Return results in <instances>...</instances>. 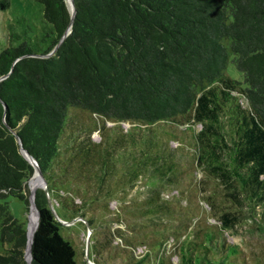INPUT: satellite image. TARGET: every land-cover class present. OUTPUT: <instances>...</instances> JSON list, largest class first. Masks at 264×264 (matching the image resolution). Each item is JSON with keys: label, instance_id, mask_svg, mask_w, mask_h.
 <instances>
[{"label": "trees", "instance_id": "16d2710c", "mask_svg": "<svg viewBox=\"0 0 264 264\" xmlns=\"http://www.w3.org/2000/svg\"><path fill=\"white\" fill-rule=\"evenodd\" d=\"M34 1L40 21L12 18L0 49V264H26V224L7 200L28 205L33 167L20 146L36 160L58 218L60 209L89 224L95 264L167 262L137 254L122 216L105 207L146 177L149 198L130 220L168 214L161 191L184 177L186 130L195 167L230 202L220 207L221 230L258 214L264 232V0H73L58 45L67 0ZM228 62L243 80L225 71ZM34 205L30 264H79L40 187ZM179 255V264H247L212 230L184 240Z\"/></svg>", "mask_w": 264, "mask_h": 264}, {"label": "rangeland", "instance_id": "374dc122", "mask_svg": "<svg viewBox=\"0 0 264 264\" xmlns=\"http://www.w3.org/2000/svg\"><path fill=\"white\" fill-rule=\"evenodd\" d=\"M8 2V7H0V49L8 44L4 29L12 18L24 16L31 23L36 24L40 21L42 14L40 4L34 0H8ZM224 42L231 56L228 40ZM225 71L235 79L243 80L241 72L231 62L227 63ZM198 127L199 125L194 126L195 129ZM185 133L183 148L179 156V161L184 168V177L177 185L164 186L161 191L162 199L170 207L169 213L152 216L150 221L146 220L147 217L145 219L133 218L134 223L130 220L132 217H137V214H131L129 211L136 209L149 198L151 182L146 177L142 178L138 186L122 199L121 196L111 197L105 207L106 212L122 216L125 221L122 227L127 235L133 236L137 243L136 253L148 252L153 263L159 257H163L167 261L164 264H179L181 243L186 239L202 237L204 231L212 230L220 237H224L227 243L236 244L247 260V264H264V232L259 230L258 214L248 216L233 229L221 230L224 227L221 226L222 208L220 207H228L230 202L223 195L217 181L206 176L201 168L195 167L193 142L190 139L191 131L186 130ZM93 137L97 138L96 133H93ZM171 144L176 145L177 142L171 141ZM28 182L26 183L27 206L22 199L14 196L7 198L10 214L18 221L24 222L26 228L31 220L32 209L36 212V207L31 202ZM101 205L104 207L105 203L102 202ZM57 211L61 216L59 219L63 221V235L74 244L77 250L78 263L95 264L86 248L87 236L91 234L89 224L81 217L70 219L62 210L57 209ZM100 215L99 213L98 216ZM131 227L139 230L135 231ZM2 251L3 247L0 245V252ZM25 260H27L26 257ZM233 264L242 263L236 261Z\"/></svg>", "mask_w": 264, "mask_h": 264}, {"label": "water", "instance_id": "95a60500", "mask_svg": "<svg viewBox=\"0 0 264 264\" xmlns=\"http://www.w3.org/2000/svg\"><path fill=\"white\" fill-rule=\"evenodd\" d=\"M68 1V6H69V10H70V21H69V24L68 26L66 27L64 33L62 34V36L60 37L57 45L62 41V39L67 35V33L69 32V28H70V25H71V22H72V19L75 15V8H74V4H73V0H67ZM56 45V46H57ZM17 140H18V143L20 144V141H19V138L17 137ZM20 150L23 154V156L26 158V160H28V162L32 165L33 167V173L35 171H37L39 173V175L41 176V179H42V183L40 185H38L37 187H40L44 190L45 192V195H46V199H47V202H48V205H49V208L51 209L52 213L56 216L57 219L58 216L55 212V209L53 207V204H52V201L50 199V196H49V193H48V188H47V183H46V180L41 172V170L39 169L37 163H36V160L28 153L26 152L21 146H20ZM36 189V188H35ZM35 189L31 192V202L33 203L34 205V192H35ZM35 206V205H34ZM36 212H37V221H38V210L36 209ZM75 218H79V217H75ZM60 220V219H59ZM61 223H63L62 220H60ZM37 225V224H36ZM36 228V227H35ZM35 230V229H34ZM34 233V232H33ZM26 236H27V228H26ZM33 237V235H32ZM89 242H90V235L87 236V239H86V248L88 249L89 247ZM31 243H32V238H31ZM30 247H31V244H30ZM31 252H30V260H31ZM26 261V260H25ZM27 264H30V262L28 263L26 261Z\"/></svg>", "mask_w": 264, "mask_h": 264}, {"label": "bare ground", "instance_id": "6f19581e", "mask_svg": "<svg viewBox=\"0 0 264 264\" xmlns=\"http://www.w3.org/2000/svg\"><path fill=\"white\" fill-rule=\"evenodd\" d=\"M38 176L40 178H38ZM42 183V179L41 176L39 175V173L37 171L34 172V175L32 177V179H29V187H30V191L32 192L38 185H40ZM32 216L30 217V223L27 226V243H26V248H25V256L27 258V262H30V244H31V238L34 232V229L36 227V221H37V217H36V212L32 209Z\"/></svg>", "mask_w": 264, "mask_h": 264}]
</instances>
